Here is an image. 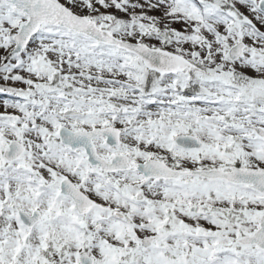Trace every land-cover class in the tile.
<instances>
[{
    "label": "snow or ice",
    "instance_id": "snow-or-ice-1",
    "mask_svg": "<svg viewBox=\"0 0 264 264\" xmlns=\"http://www.w3.org/2000/svg\"><path fill=\"white\" fill-rule=\"evenodd\" d=\"M0 264H264V0H0Z\"/></svg>",
    "mask_w": 264,
    "mask_h": 264
}]
</instances>
